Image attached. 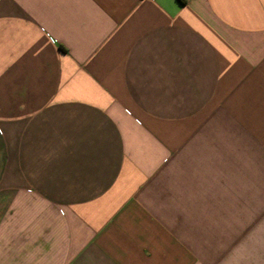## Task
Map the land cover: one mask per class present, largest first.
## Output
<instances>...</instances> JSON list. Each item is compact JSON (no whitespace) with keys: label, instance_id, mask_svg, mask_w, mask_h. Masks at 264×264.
<instances>
[{"label":"crops","instance_id":"obj_1","mask_svg":"<svg viewBox=\"0 0 264 264\" xmlns=\"http://www.w3.org/2000/svg\"><path fill=\"white\" fill-rule=\"evenodd\" d=\"M0 264H264V0H0Z\"/></svg>","mask_w":264,"mask_h":264}]
</instances>
